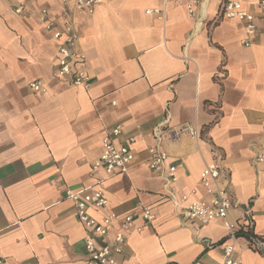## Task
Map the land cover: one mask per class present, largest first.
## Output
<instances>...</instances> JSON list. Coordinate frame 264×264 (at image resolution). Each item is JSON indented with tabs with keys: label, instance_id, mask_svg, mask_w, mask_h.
Wrapping results in <instances>:
<instances>
[{
	"label": "crops",
	"instance_id": "0c3cea01",
	"mask_svg": "<svg viewBox=\"0 0 264 264\" xmlns=\"http://www.w3.org/2000/svg\"><path fill=\"white\" fill-rule=\"evenodd\" d=\"M26 1L18 15L14 0H0V264H93L87 231L65 190L93 183L91 164L118 124L117 142L134 137L136 159L103 183L106 211L90 213L100 219L109 210L136 211L139 203L156 213L129 234L122 264L224 260L222 224L182 220L163 197L164 180L147 164L154 146L177 166V195L196 188L191 200L207 196L200 181L213 159L206 139L220 148L240 203L230 219L251 206L254 231L264 236V162L256 160L264 137L263 35L242 46V24L217 19L220 0L202 1L193 16L189 0H103L91 15L75 11L74 0ZM41 7L78 29L93 78L88 89L57 76L58 42L39 20ZM157 8L161 14L151 12ZM34 80L42 81V92L30 88ZM160 123L158 139L153 129ZM183 123L201 138L173 135L170 129ZM234 245L242 264H264V253L246 238Z\"/></svg>",
	"mask_w": 264,
	"mask_h": 264
},
{
	"label": "built area",
	"instance_id": "2783aa9c",
	"mask_svg": "<svg viewBox=\"0 0 264 264\" xmlns=\"http://www.w3.org/2000/svg\"><path fill=\"white\" fill-rule=\"evenodd\" d=\"M202 1L204 0H189L187 10L190 15H195L196 8ZM102 2L103 0H74V9L91 15ZM26 7V0H14L13 10L16 14H24ZM151 12L161 14L162 10L157 8ZM217 19L239 21L243 27L241 44L244 47H251L256 44L261 35L264 36V29L259 24V21H264V0L251 5H244L239 0H220ZM39 20L51 33L52 38L58 42L57 76L73 86L88 89L93 83V78L87 69L86 54L79 48L80 33L75 24L70 20L61 23L54 18L47 7L40 8ZM29 85L35 93L44 90L41 80H34ZM164 125L165 123L157 124L153 129L158 139H161ZM170 130L175 136L187 133L194 138H201L198 129L188 123L174 126ZM122 134L123 127L118 124L104 136L101 154L91 164L94 179L91 185L78 190L69 188L65 190L66 198L74 202L77 218L87 231L85 239L87 260L93 264H122L120 257L124 253L129 234L134 230L140 231L144 225L151 224L156 219L154 208L144 203H139L136 211L132 212L119 213L109 210L100 219L90 213L92 209L106 211L109 201L105 195L103 183L108 177L117 173H127L136 159L135 151L131 147L135 138L129 137L126 142L119 143L117 139ZM203 138L206 139L204 136ZM206 140L211 145L213 156L212 161L206 164L200 176L206 197L191 200V195L197 193L196 188L189 193L177 195L175 190L178 181L177 166L168 163V152L159 146L148 149L147 164L152 172L163 178L164 185L167 187L163 197L172 202L176 214L182 220L192 221L199 226L220 222L227 230L226 238L222 243L224 260L221 264H242L235 255L234 240L237 238L236 232L240 229L254 228L252 209L248 206L236 221L230 219L231 211L238 208L240 204L231 186V173L224 164L223 151L212 145L208 139ZM261 147L263 152L257 155L256 160L264 162V137ZM137 217L141 218L142 224H136ZM249 245H251L250 242ZM251 248H260L264 253V242L255 241Z\"/></svg>",
	"mask_w": 264,
	"mask_h": 264
},
{
	"label": "trees",
	"instance_id": "16d2710c",
	"mask_svg": "<svg viewBox=\"0 0 264 264\" xmlns=\"http://www.w3.org/2000/svg\"><path fill=\"white\" fill-rule=\"evenodd\" d=\"M237 237H245L248 239L250 244L252 245L253 242L255 241H263L264 242V236L258 235L255 233L254 228L253 229H240L239 231L236 232ZM223 239L222 241H224ZM221 241V242H222ZM250 245V246H251ZM257 250H260L263 253V250L258 248Z\"/></svg>",
	"mask_w": 264,
	"mask_h": 264
}]
</instances>
